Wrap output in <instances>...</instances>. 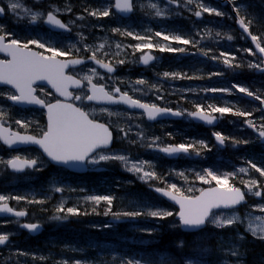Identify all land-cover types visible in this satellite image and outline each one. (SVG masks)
I'll use <instances>...</instances> for the list:
<instances>
[{
    "label": "rangeland",
    "instance_id": "rangeland-1",
    "mask_svg": "<svg viewBox=\"0 0 264 264\" xmlns=\"http://www.w3.org/2000/svg\"><path fill=\"white\" fill-rule=\"evenodd\" d=\"M6 2L7 0H4V3ZM23 2L29 7H34V10L43 12L48 11L51 5H56L61 9L59 17L63 18L74 31L70 34L53 33L44 27L42 21L32 24L28 18L21 19L11 13H7L6 18L0 21V25H3L6 31H10L15 38L22 41L40 39L62 50L71 48L72 56H89L91 52L84 51L86 46L94 50L99 44L104 43L105 49L97 53L98 58L104 59L106 62H114L120 59L125 61L123 64H115L120 70L115 76L105 77L101 74L99 75L109 90L115 84H118L132 96L151 104L174 105L181 111L187 110L189 112L195 111V104H213L216 106L233 104L236 108L251 111L253 115L248 117V119L254 120L257 125L264 123V120H262L264 111L259 101L254 99L253 101L243 93L226 94L204 91V89L208 88H230L232 84H238L264 94V74L256 75L257 71L247 67L250 61H255L258 57L250 56L243 51V49L252 48V46L250 47L246 37L236 30L230 7L223 8L214 5V3H211L212 1H207L206 3L204 0L205 4L217 8L225 15L218 17L214 14L204 13L206 18L197 19L193 15V12L197 10L195 4L185 5L181 3L180 6H177L167 3V0H137L136 13L140 14L138 21L125 23L120 18H114L113 14L100 19L89 16L87 12H83L79 8V5H81L89 10L94 8L103 9L111 3V0H23ZM234 2L241 6V16L246 15V17L252 19L253 24L250 29H252L253 34H264V0H234ZM150 3H156L165 11V15L156 17L154 14L155 10L148 7ZM68 7L71 8V12L65 10ZM76 9H80L81 12H77ZM78 16H83L84 19H77ZM177 20H181V24H172ZM121 27L128 28L133 33L141 35H151L156 31H160L166 34H179L187 38H195L200 41L199 49L205 51L211 49V52L208 57H205L198 51V48L178 43H172V46L177 48L185 47L186 52H161L157 48L136 51L129 45L146 41L132 39V41L124 42V40H120L115 36L116 32L114 34L110 33V31L113 32V29H120ZM209 29L212 35L200 39L197 33L203 34L205 30ZM216 32H220L222 34L221 37H216ZM227 35H231L233 39L228 40L226 38ZM157 41L162 45L168 43L159 37H153V43L155 44ZM118 43L123 48L120 50L119 56H114L113 54L118 51L115 47ZM40 50L43 51L42 49ZM146 51H153L157 61L154 65L143 69L139 67V58ZM104 52H107L108 55L105 56ZM220 52L233 54L236 57L234 63H239L241 67L229 68L222 63V59H211L212 56H219ZM163 68L165 70H162ZM88 69L90 68L80 71V74L83 76ZM164 72L186 73L188 77L196 78H165L163 76ZM212 73L222 74L210 75ZM138 79H144L147 82L146 85H136L134 82ZM150 85H156V88H151L149 87ZM133 88L143 89V91L134 92L132 91ZM5 92L11 91L0 89V93ZM158 97H162V99H158ZM86 109L92 116L106 115L118 132L117 143L125 145V147L114 148L104 152L124 154L132 161H150L154 166V170L163 176L168 183L177 184L185 192L189 187L200 189L210 186L202 184L195 176V173L202 172L205 168L213 169L218 173H229L236 171L240 167H247L246 161L249 158L244 156V153H241L242 147H247L245 152L255 151L249 147L258 146V148L264 149V146L259 144L258 137L256 136V138L250 132L252 129H248L247 124L244 122L245 118L231 114H226L220 119L219 127L214 132H220L226 137H233L236 140H248L250 143L234 147L231 142H226V148L221 150L212 139V130L194 124L188 117L181 122H174V124L170 122L161 126L151 127L145 120L141 119L142 116L140 114L131 113L125 109H109L113 113H120V115L111 117L107 113L101 112V108L95 106H90ZM34 114L37 113H29L28 115ZM215 115L219 116V114ZM16 120L27 121L26 118H20L18 111L9 105L6 98L0 96V121L10 126L18 127L20 125L15 123ZM39 125V121L29 122V127L23 128L22 131L33 130L35 126L38 127ZM174 126L175 129L173 128ZM120 128L131 129L127 138L119 131ZM139 132H143V139L138 138L137 133ZM152 137H159L158 143L161 145L191 143L203 140L211 147V151L202 150L199 156L193 153L188 158L173 161L164 157L159 151L147 147ZM132 141H135V143ZM16 155L30 158H36L37 156L35 152L30 150L21 153H8L0 146V159L7 160ZM260 156L264 158V155ZM90 166L95 168L104 166L108 169V173L101 176L103 177L101 178L102 181L90 184L85 181L82 183L81 179L67 176L63 171H50L46 162H42L40 171L29 172L20 176L8 173L7 168L4 165H0V194L9 197L24 196L49 203L48 205L45 203L29 204L24 200L19 203L15 200H10V204L16 208L27 210L32 218L39 219L37 221L43 225L53 224L54 227L63 225V228H71L70 225H73L82 237L80 239L82 246L65 245L63 247L64 252L59 253V247L55 248L57 244L55 241H46L49 238V233L45 234L43 242H32L21 233L20 239L11 241L6 247L0 248V264H59L63 260H68L69 264H71L72 261L78 260L79 256L88 258V252L94 253L90 262H96V264H120L121 260L127 259H139L142 264H177L169 258L153 261L146 259L145 255L135 258L130 249L132 245L148 247L167 241L172 242L174 251L178 255L179 264H181L182 260L183 264H189L190 261L191 264H197V261H199V264H225V262L227 264H252L251 262L264 264V251L253 259L252 253L250 254L248 248L245 247L244 241L250 239L249 237L247 238L245 232H242V230L245 231V225L242 224L218 229L209 223L205 230L184 238L178 234L182 233L180 227L174 226L178 225V219L175 215L164 220L142 216L135 219L121 218L118 221L114 220L112 215H103L107 205L103 202L99 206L94 205L86 202L85 197L89 195L114 196L113 212L155 210L159 208L175 213L178 209L157 197L148 184L140 180L137 175L128 172L119 161L102 162L100 165ZM219 167H222V169L219 170ZM181 171L187 175V182L175 175L176 172ZM238 176L232 180L237 182V184H242L241 177L243 180L255 178V175L251 176V172L247 175L239 174ZM256 178L264 182V178L259 176ZM153 183L155 186H164L160 181ZM53 185L64 187L65 191L57 193L53 190ZM248 196L250 199L248 206L233 210L242 218L250 210V205L260 202L258 198L251 195ZM61 203L65 207H79L82 212L86 211L89 214L69 217L63 221L53 220L52 217L59 214L56 212V208ZM93 208L96 209L95 213L92 211ZM40 210H44V212L42 213ZM224 212L227 213L229 211ZM253 215H260V213L253 212ZM11 222L13 221H0V233H8L10 237L17 236L19 233H17V225L14 224L16 222ZM106 224L110 225V227H104ZM143 229H151L152 232L149 234ZM70 230V234H72L73 230ZM46 232H49V230H46ZM83 234L84 236H82ZM164 234L167 236L166 239H164ZM239 235H243L244 239H239ZM181 241L183 242V247H178L177 245ZM51 246L58 249V251H52ZM233 247H236L241 254L238 262L236 257L229 255L230 249ZM22 252L27 253V255H21L20 253ZM39 257H44L45 259L41 260ZM145 260H148V262H145Z\"/></svg>",
    "mask_w": 264,
    "mask_h": 264
},
{
    "label": "snow or ice",
    "instance_id": "snow-or-ice-1",
    "mask_svg": "<svg viewBox=\"0 0 264 264\" xmlns=\"http://www.w3.org/2000/svg\"><path fill=\"white\" fill-rule=\"evenodd\" d=\"M169 4H175L180 6L181 3L185 5L195 4L196 9L193 12L195 17L202 18L204 13L209 15L224 16L225 13L221 12L217 8H213L204 3V0H167ZM232 10L237 14V23L243 30V33L250 38L254 48L243 49L248 55L257 57L255 61H250L247 65L249 69L264 73V34L256 35L250 31V27L253 24L252 19L241 16V6L236 4L234 0H230ZM136 7V0H111V3L101 9H85V12L89 16L101 18L109 17L113 14V10L118 13H132ZM151 9L155 10L156 17H162L165 15V11L161 9L156 3H150L148 5ZM71 12V8L65 9ZM191 10V9H190ZM61 9L56 5H51L46 12L34 10V7L27 6L23 0H0V17L6 13H11L18 18H28L29 22L35 24L37 21L48 25L50 28L59 29L64 31H71L68 24L64 23L59 18ZM77 19H84L83 16H78ZM247 20V22H246ZM113 32L121 35L130 36L133 39L139 41H146L144 43H138L135 45H129L136 51H143V49L157 48L161 52H186L185 47H173L172 43H178L185 46H191L198 48L200 41L195 38H187L179 34H166L160 31H156L151 35H141L133 33L132 31L119 28L113 29ZM200 39H204L212 35L211 30H205L203 34L197 33ZM220 32H216V37H221ZM153 37H159L161 40L168 42L166 45H162L157 41L153 43ZM83 38V37H82ZM228 40H232L231 35H227ZM42 49L43 51L33 50ZM74 47V46H73ZM116 51L113 55L119 56L120 50L123 46L121 44L115 45ZM105 49V44L101 43L94 50L89 47H85L84 51H90L91 54L88 59L98 65L100 68L106 70L107 73H113L115 71V64H123L124 60H115L105 62L104 59L98 58L97 53ZM79 51V49H77ZM198 51L205 57L209 56L211 49L207 51L199 49ZM0 53L6 55V59H0V84L9 85L14 92L0 93V96L12 101L14 104H33L39 105L47 110V125L39 136L21 134L19 132H12L10 129L5 128L0 124V142H2L8 148H13L16 145H37L42 150V153L54 164L62 165L65 168H77L83 165H100L102 162L107 163L110 161H119L123 164L125 169L137 175L140 180L149 185V188L159 193L161 196L168 198L175 204L179 205L177 212L166 209L155 210H134L124 212H113L112 205L115 199L112 195H89L85 197L86 202H90L99 206L102 202L107 205L103 215H112L114 220H120L121 218L135 219L137 217H150L153 219L164 220L168 217L175 215L178 218V225L184 229H200L206 224H213L218 229H224L231 227L235 224L245 225V232L249 233L253 238L264 240V182L257 178H250L249 180H241L243 184V190L241 187L236 186L231 181L239 174H249L250 170H254L259 174L260 178H264V166L258 165L253 160H247V167H240L234 172L218 173L217 171L209 168H205L202 172L195 173L196 179L202 184L210 185L207 188L193 189L189 187L186 192L182 190L175 183H168L165 178L159 175L150 161H132L124 154L104 152L102 149H106L113 141V132L110 130V126L106 123H101L96 119L90 117V113L83 110L81 107H77L72 103H66L61 100H57L55 103L46 102L43 98L36 95L37 89L34 87L38 81L46 82L65 100H86L105 102L109 104H123L128 108L141 109L143 114L147 116L149 120H156L160 116H185L198 120L207 125H214L218 119L223 118L226 114L233 116H239L245 118V123L249 128H252L257 133L259 139L264 141V123H257L248 119L253 114L251 111L242 110L236 108L233 104L225 106H216L213 104L201 105L195 104V111H176L170 108H162L156 104H149L142 102L140 99L133 98L127 91L122 92L120 87H113L111 90H106V86L103 84L94 83V78H101L96 68H90L81 77L76 78L73 75L66 73V69L70 66L82 65L85 63L83 58H71V48L62 50L53 46L50 43L43 42L40 39H28L22 41L14 37V34L10 31H6L3 25H0ZM107 56L108 53L104 52ZM154 57L151 54H144L140 57V61L147 65L152 61ZM213 60H221L222 63L229 68H239V63H234L236 57L227 52H220L219 56H212ZM222 73H212L210 75H221ZM165 78H196L188 77L187 74L182 73H169L164 72ZM86 82V83H85ZM136 85H146L144 79H138L134 82ZM87 88V93L84 95H74L69 91L70 88L84 89ZM151 88H156V85H150ZM158 90V89H157ZM132 91H143V89L133 88ZM205 92L211 93H243L247 97L260 102L261 106H264V94H260L258 91L250 90L247 86H241L238 84H232L230 88H208L204 89ZM162 99V97H158ZM101 112L107 113L108 116L120 115V113H113L107 108H101ZM219 114V116L215 115ZM264 120V117H262ZM15 123L20 125L21 128L29 127V122L16 120ZM119 131L127 138L131 129L125 130L120 128ZM171 135V134H169ZM138 138L143 139V132L137 133ZM213 136L217 144L221 147L225 146L226 142H231L232 145L239 146L240 144H248V140H236L233 137H226L220 132H213ZM159 137H152L147 144L148 148L160 151L166 156H181L195 154L201 155L202 150L211 151V147L203 140L193 141L191 143H180L176 145H161L158 143ZM135 143V141H132ZM0 165H4L12 172L20 173L26 169H33L36 171L41 170L42 161L37 158L21 157L19 155L13 156L7 160L0 159ZM175 175L179 176L187 182L188 177L184 172H176ZM160 181L163 187L155 186L153 182ZM53 190L57 193L65 191L64 187H58L53 185ZM74 190V189H70ZM251 195L260 200L259 203L249 206V211L242 218L236 211L224 212L220 210H235L238 206L247 203L246 196ZM15 200L17 203L24 200L29 204L45 203L44 200L29 199L24 196H6L0 194V214H6L8 216L23 218L28 213L25 210H16L10 206L9 201ZM92 211L95 213L96 209ZM58 215L52 217L53 220L63 221L69 217L88 215L89 213L82 212L79 207H65L61 203L57 208ZM253 212H259L260 215H253ZM98 214V213H97ZM17 225L29 232H36L40 229L41 225L38 223H20L19 219L16 221ZM104 227H110V225H104ZM143 231L151 234V229H143ZM239 239H244L243 235H239ZM10 242V234L0 233V245H6ZM178 247H183L181 241ZM21 255H27V253H20ZM229 255L236 257L239 261L240 252L236 247L230 249ZM43 260L44 257H39ZM59 264H69L68 260L60 261ZM71 264H83L81 260H74ZM120 264H142L139 259H127L121 260ZM191 264V261L189 262ZM199 264V261H197ZM227 264V262H225Z\"/></svg>",
    "mask_w": 264,
    "mask_h": 264
},
{
    "label": "trees",
    "instance_id": "trees-1",
    "mask_svg": "<svg viewBox=\"0 0 264 264\" xmlns=\"http://www.w3.org/2000/svg\"><path fill=\"white\" fill-rule=\"evenodd\" d=\"M85 3V2H84ZM85 7V6H84ZM77 12H81L80 9H76ZM85 12V11H84ZM88 14V13H87ZM252 31V29H251ZM253 32V31H252ZM124 37V39L128 36L126 35H121V37ZM248 153V152H247ZM256 154V153H255ZM222 167H219V170H221ZM232 183H234L235 185H237V182L231 181ZM36 209V208H34ZM44 209V208H43ZM49 209V207H48ZM42 211V213L44 212V210H40ZM49 211V210H48ZM47 217V216H45ZM49 226H54L53 224L47 225ZM53 234V238L54 239H58L59 241V253H63L64 251L62 250L63 245H75L78 244L79 241V237L81 236V234L78 233L77 230L74 231V233L70 234V231H66V232H58V233H52ZM181 237H188L191 234L188 233H184V232H180L178 233ZM67 235V236H65ZM166 234H164L163 236H165ZM167 236H165L164 239H166ZM249 239H246L244 241L245 243V247L248 248V252L253 255V259H255L257 257V255L264 251V240H260V239H252V237L249 236ZM63 244V245H62ZM48 249V248H47ZM131 252L135 257H138L140 255H145L146 259H149L150 261L153 260H161V259H166L169 258L171 261L176 262L177 264H179V259H178V255L177 253H175L172 242H164V243H156L154 245L148 246V247H142L139 245H132L130 246ZM52 251H58V249H52ZM60 255V254H59ZM59 257V256H58ZM92 255L89 253L88 254V258H84L83 256H79L78 260H82L83 264H96V262H90ZM183 260L181 262V264H183ZM252 264H256V262H251Z\"/></svg>",
    "mask_w": 264,
    "mask_h": 264
},
{
    "label": "flooded vegetation",
    "instance_id": "flooded-vegetation-1",
    "mask_svg": "<svg viewBox=\"0 0 264 264\" xmlns=\"http://www.w3.org/2000/svg\"><path fill=\"white\" fill-rule=\"evenodd\" d=\"M219 6H221V7H223V8H227V7H229L228 5H222V4H220ZM135 14V13H134ZM131 19V18H130ZM129 23V22H128ZM141 57V56H140ZM139 65L141 66L142 65V62L140 61V58H139ZM139 66V67H140ZM87 68H93V67H81V68H77V69H70L69 71H68V74L69 75H74V76H76V77H78V78H81L82 77V75L80 74V71H83V70H85V69H87ZM94 68H96V67H94ZM96 70L98 71V72H100L99 73V75L101 74L102 76H105V77H107L108 75L107 74H105L104 72H102L101 70H99V69H97L96 68ZM119 68H118V73H119ZM110 77H112V76H110ZM94 83H98V84H103V85H105L106 86V89H108V86L105 84V82L103 81V79H101V78H94V81H93ZM86 83V82H85ZM113 83H115V82H113ZM116 86H118V87H120L118 84H115V86L114 87H116ZM36 89H37V92H36V95H38V96H40L41 98H43L46 102H49V103H55L57 100H61L62 101V99H60V98H58L54 93H52L48 88H46V87H41V86H38V87H36ZM120 89H121V91L122 92H124V89L122 88V87H120ZM71 92H73V94L74 95H84V94H86L87 93V88L85 87L83 90L82 89H78V90H72ZM132 96V95H131ZM133 98H136V99H140V98H137V97H134L133 96ZM142 102H146L145 100H143V99H140ZM69 101V103H72V104H74V105H76V106H79V107H81V108H84L85 109V107L88 105L87 104V101L86 100H81V101H76V100H68ZM146 103H149V102H146ZM149 104H151V103H149ZM100 107V106H99ZM172 108V107H171ZM108 109H116V107H114V108H111V107H109ZM119 109H121V110H124V108L123 107H119ZM174 109V108H173ZM26 111H37V110H35V109H27V110H22L21 112L22 113H25ZM135 113H138V114H140L141 116H142V118L141 119H143V120H145L146 121V117H145V114H143V112H135ZM31 118L32 119H34V121H39V123H40V125L37 127L36 126V128H34V129H36L37 131H38V129H40V130H44L45 128H46V121H45V115H44V113H39V114H37V115H33V116H31ZM95 119L97 120V121H99V122H104V123H108L109 125H110V127H111V129L113 128V124L111 123V120L110 119H108L107 118V116L106 115H97V116H95ZM29 122H31V120H29ZM170 122H173V121H165V122H160V123H156V124H150V123H148L147 121H146V123L147 124H149L151 127H153V126H161V125H164V124H168V123H170ZM176 122V121H175ZM173 124H174V122H173ZM172 124V125H173ZM174 129H175V126L173 127ZM113 132H114V135H115V139L117 138V134H118V132H116V131H114L113 130ZM255 134H257L256 132H254ZM38 134H41V132H38ZM38 134H36V135H38ZM171 145H176V143H173V144H171ZM121 147H123V146H121ZM121 147H119V148H121ZM114 148H117V143L115 142V146H114ZM31 150H34V149H31ZM21 151V150H20ZM36 151V150H35ZM37 152V151H36ZM257 152H259V153H257ZM256 154L257 155H264V149H261V148H257V150H256ZM40 159L42 160V157H40ZM42 162H45L44 160H42ZM49 165V164H48ZM107 172H108V170L105 172V173H103V176L105 175V174H107ZM65 173V172H64ZM65 174H67V175H69L70 173H68V172H66ZM75 175V177H77V178H83L84 176H88L89 178L90 177H92V179H97V178H100V175H101V172H99V171H90L89 173H87V174H84V175H79V174H74Z\"/></svg>",
    "mask_w": 264,
    "mask_h": 264
},
{
    "label": "water",
    "instance_id": "water-1",
    "mask_svg": "<svg viewBox=\"0 0 264 264\" xmlns=\"http://www.w3.org/2000/svg\"><path fill=\"white\" fill-rule=\"evenodd\" d=\"M217 1H220L221 3H223V4H227L228 3V0H217ZM126 15H128V13H126ZM237 26H238V28H239V30L241 31V32H243V30L239 27V25H238V23H237ZM53 29V28H52ZM55 31H64V30H59V29H54ZM245 34V33H244ZM246 35V34H245ZM246 37H247V35H246ZM248 38V37H247ZM249 40H250V38H249ZM251 41V40H250ZM0 54H4V53H0ZM87 62H90V60L88 59V60H85V63H87ZM84 63V64H85ZM83 65V64H82ZM78 66H81V65H76V66H74V67H78ZM71 67V66H70ZM37 84H41V85H47V86H49V87H51L50 85H48L46 82H43V81H38L37 83H36V85ZM3 86H7V87H11V86H9V85H3V84H0V87H3ZM52 88V87H51ZM21 105H24V106H29V105H33V104H21ZM39 106V105H38ZM132 109V108H131ZM161 117V116H160ZM160 117H158L157 119H159ZM156 119V120H157ZM153 121H155V120H153ZM197 122H200V121H198V120H196ZM215 124H216V122H215ZM214 124V125H215ZM207 125V124H206ZM207 126H210V125H207ZM21 146H37V145H32V144H28V145H16V146H14L13 148H19V147H21ZM38 148H39V146H37ZM57 165V164H56ZM59 166H62V165H59ZM82 167H84V165L83 166H79V167H77V168H74V169H76V170H83L82 169ZM166 200H168L169 202H171L172 204H174V205H176V206H178L179 207V205H177V204H175L173 201H170L168 198H166V197H164ZM239 207V206H238ZM4 215H6V214H4ZM6 216H8V215H6ZM206 226V225H205ZM205 226H203L202 228H200V229H184V228H182L184 231H191V232H197V231H199V230H201V229H203ZM26 230V229H25ZM41 232V227H40V229L38 230V231H36V232H31L32 234H38V233H40Z\"/></svg>",
    "mask_w": 264,
    "mask_h": 264
},
{
    "label": "bare ground",
    "instance_id": "bare-ground-1",
    "mask_svg": "<svg viewBox=\"0 0 264 264\" xmlns=\"http://www.w3.org/2000/svg\"><path fill=\"white\" fill-rule=\"evenodd\" d=\"M209 2V1H208ZM93 3V2H92ZM207 3V2H206ZM212 3V2H211ZM94 4V3H93ZM222 5H228L230 8H231V13L233 12V10H232V6H231V3H230V0H228V3L227 4H223V3H221ZM94 6V5H93ZM96 6V5H95ZM79 8L84 12L85 11V9H86V7H82L81 5H79ZM95 9V8H94ZM246 16V15H245ZM101 19V18H100ZM103 19V18H102ZM232 52V51H231ZM232 78H233V76H232ZM231 78V79H232ZM236 81H238V80H236ZM239 152V151H238ZM257 153H259V152H257ZM230 154V153H229Z\"/></svg>",
    "mask_w": 264,
    "mask_h": 264
}]
</instances>
